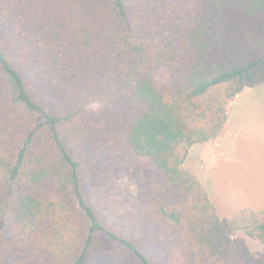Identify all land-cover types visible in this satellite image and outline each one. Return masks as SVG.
<instances>
[{"label": "trees", "instance_id": "16d2710c", "mask_svg": "<svg viewBox=\"0 0 264 264\" xmlns=\"http://www.w3.org/2000/svg\"><path fill=\"white\" fill-rule=\"evenodd\" d=\"M264 83V0H0V264H86L103 237L141 264H264V210L223 222L189 149ZM138 170L145 224L109 231L96 175Z\"/></svg>", "mask_w": 264, "mask_h": 264}, {"label": "crops", "instance_id": "0c3cea01", "mask_svg": "<svg viewBox=\"0 0 264 264\" xmlns=\"http://www.w3.org/2000/svg\"><path fill=\"white\" fill-rule=\"evenodd\" d=\"M184 168L202 184L216 209L228 202L225 179L233 169H241V174H236L248 175L254 183L236 195L238 201L246 202L241 207L252 210L263 205L264 83L245 88L228 104L227 121L221 134L208 142L193 144Z\"/></svg>", "mask_w": 264, "mask_h": 264}, {"label": "rangeland", "instance_id": "374dc122", "mask_svg": "<svg viewBox=\"0 0 264 264\" xmlns=\"http://www.w3.org/2000/svg\"><path fill=\"white\" fill-rule=\"evenodd\" d=\"M150 167L146 159L136 158L134 166L125 171H118L112 175L98 173L95 182L90 187L89 203L98 212L110 232L118 236H138L140 229L145 224L144 207L139 201V183L144 180L139 176L140 168ZM246 171L248 168H245ZM235 170V171H233ZM226 174L225 196L228 202L224 207L217 209L223 222L230 220L235 214L251 209H243L246 202L238 201L236 195L254 186L248 175L238 176L241 169H233ZM248 192V191H247ZM241 204V205H240ZM251 211L264 210V203ZM103 237L102 247L92 252L86 264H141L140 260L121 242ZM235 238L243 240L251 253L257 258H264V242L249 236L245 232H238Z\"/></svg>", "mask_w": 264, "mask_h": 264}]
</instances>
